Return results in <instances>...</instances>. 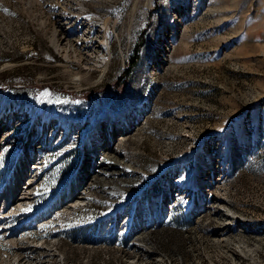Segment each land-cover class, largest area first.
<instances>
[{
    "label": "rangeland",
    "instance_id": "1",
    "mask_svg": "<svg viewBox=\"0 0 264 264\" xmlns=\"http://www.w3.org/2000/svg\"><path fill=\"white\" fill-rule=\"evenodd\" d=\"M15 179L0 264H264V0H0Z\"/></svg>",
    "mask_w": 264,
    "mask_h": 264
},
{
    "label": "bare ground",
    "instance_id": "2",
    "mask_svg": "<svg viewBox=\"0 0 264 264\" xmlns=\"http://www.w3.org/2000/svg\"><path fill=\"white\" fill-rule=\"evenodd\" d=\"M53 44L57 50L61 49L62 53H64V56L66 58H70L69 52L63 51V48H61V44L59 45V43L56 41H54ZM107 44H108V40H107V38H105L103 41V45L106 46ZM76 82L78 83V81H76ZM13 107H15V106L13 104H11L8 106V109H11V108L13 109ZM29 179H30L29 181L31 182V181H35L36 178L31 176ZM30 182L28 183L29 187L28 188L25 187L24 188L25 190H23V188H21V186H20V183L17 181V179H15V181L12 183V189H13L12 194L9 195L8 197H6L3 200V202L0 201V219H4V218L8 217V215H9L8 213L10 211H12V212L16 211V208L17 209L18 208H25L26 204H29L32 201L33 193L30 191V188H31ZM35 184H36V182L34 183V185ZM11 196L14 197V203L11 202ZM13 205L15 206L14 208L12 207ZM3 231L4 230L2 229V227H0V245H1V242L3 240H6L8 237L11 236L10 233L3 234L2 233ZM10 242L14 243L13 240H10Z\"/></svg>",
    "mask_w": 264,
    "mask_h": 264
},
{
    "label": "trees",
    "instance_id": "3",
    "mask_svg": "<svg viewBox=\"0 0 264 264\" xmlns=\"http://www.w3.org/2000/svg\"><path fill=\"white\" fill-rule=\"evenodd\" d=\"M137 53H138V51H137ZM137 63H138V57H137V55H136V57H133L132 60H131V62L129 63V66H128L129 69L123 71V72L120 74L119 78L115 81V84H116L117 87H121V86L124 87V86L126 85V83H127V82L129 81V79H130V74H131L130 69H133L134 66H135Z\"/></svg>",
    "mask_w": 264,
    "mask_h": 264
}]
</instances>
